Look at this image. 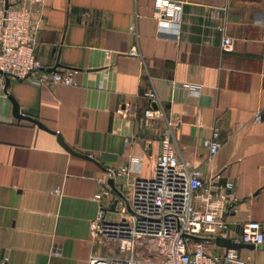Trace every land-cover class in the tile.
Here are the masks:
<instances>
[{"label": "crops", "instance_id": "1", "mask_svg": "<svg viewBox=\"0 0 264 264\" xmlns=\"http://www.w3.org/2000/svg\"><path fill=\"white\" fill-rule=\"evenodd\" d=\"M174 1L182 3L177 39L168 28L158 32L154 0H44L36 55L78 73L75 85L0 79V264H87L92 253L129 254L116 241H92L100 206L117 218L109 198L92 197L108 168L127 170L114 178L120 190L153 174L165 120L143 114L150 89L177 122L178 156L206 181L219 174L215 183H233L225 227L193 239L214 264H264V244L240 240L243 222L264 225V0ZM224 35L230 50L221 47ZM133 47L138 55L129 54ZM9 95L46 128L14 116ZM126 102L132 112L123 117L116 108ZM214 127L221 145L210 156L203 139ZM57 133L90 158L67 150ZM218 235L241 243L229 249L242 262L226 259ZM151 251L134 247L137 256Z\"/></svg>", "mask_w": 264, "mask_h": 264}, {"label": "built area", "instance_id": "2", "mask_svg": "<svg viewBox=\"0 0 264 264\" xmlns=\"http://www.w3.org/2000/svg\"><path fill=\"white\" fill-rule=\"evenodd\" d=\"M43 2L12 0L0 6V79L7 75L36 84L75 85L77 68L49 70L36 55V35L44 20ZM181 11L179 1L154 0L153 17L158 32L168 28L170 37L177 39ZM221 47L223 50L233 48L229 36H223ZM129 54L138 55L137 48H131ZM144 96L148 100L144 116L165 120L159 131L160 154L153 174L136 178L121 189L125 200L113 192L107 179L127 170L108 168L105 176L97 180L98 187L92 198L96 202L104 197L110 202L115 201L117 218L108 219L105 209L100 206L89 225L92 241L107 245L116 241L119 250L129 254L108 257L92 253L87 264H214L216 257L208 255L203 242L192 236H207L225 227L222 213L228 203L235 200L233 183H215L219 174L206 181L201 168L180 158L172 141L177 122L166 116L155 90L146 91ZM131 112L132 104L128 102L116 108V113L123 117ZM260 118L259 110L253 119ZM203 145L208 148L210 156L218 150L221 142L217 128H212L203 139ZM195 198L199 199V205ZM240 240L253 245L264 244L263 223L257 220L243 222ZM136 244L146 245L152 251L147 256H137L134 252ZM225 257L243 261L233 249H228Z\"/></svg>", "mask_w": 264, "mask_h": 264}, {"label": "water", "instance_id": "3", "mask_svg": "<svg viewBox=\"0 0 264 264\" xmlns=\"http://www.w3.org/2000/svg\"><path fill=\"white\" fill-rule=\"evenodd\" d=\"M56 69V66H53V67H49V70H54ZM7 76V75H5ZM9 98L12 100V103H13V114L14 116H16L17 118H25V119H29V120H32L33 122L37 123L39 126L43 127V128H46V126L38 119L30 116V115H26V114H23L21 111H20V108H19V104L18 102L15 100V98L12 96V95H9ZM57 136H58V140L60 141V143L67 149L69 150L70 152L72 153H76V154H79V155H82V156H85V157H88L90 158L87 154H81V153H77L75 152L72 148H70L65 142L64 140L62 139L61 135L59 133H57ZM108 183L110 184L112 190L119 196H121L122 198H124L126 200V197L123 195V193L121 192L120 189L117 188V186L115 185V182H114V177L113 176H110L108 178ZM115 206V201L112 202L111 204V207L110 209H113ZM192 237H195V238H198V236H192ZM214 241L218 244V245H222V246H225L227 249L229 248H235L239 245H241V243L239 242H236V241H233L231 238H227L225 236H222V235H218L214 238Z\"/></svg>", "mask_w": 264, "mask_h": 264}]
</instances>
